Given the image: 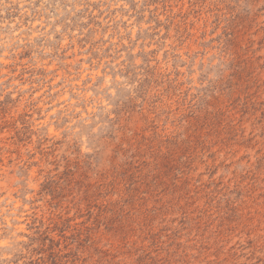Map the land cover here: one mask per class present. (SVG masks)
<instances>
[{
	"label": "rangeland",
	"instance_id": "rangeland-1",
	"mask_svg": "<svg viewBox=\"0 0 264 264\" xmlns=\"http://www.w3.org/2000/svg\"><path fill=\"white\" fill-rule=\"evenodd\" d=\"M137 3L0 67V264H264V2Z\"/></svg>",
	"mask_w": 264,
	"mask_h": 264
},
{
	"label": "clouds",
	"instance_id": "clouds-1",
	"mask_svg": "<svg viewBox=\"0 0 264 264\" xmlns=\"http://www.w3.org/2000/svg\"><path fill=\"white\" fill-rule=\"evenodd\" d=\"M138 7L137 0H0V67L15 66L20 55L38 46L56 49L66 40L68 47L82 37L92 44L124 41L130 37L121 25ZM0 86L25 91L22 85L4 79ZM15 242L12 233L0 240V248L11 249Z\"/></svg>",
	"mask_w": 264,
	"mask_h": 264
}]
</instances>
